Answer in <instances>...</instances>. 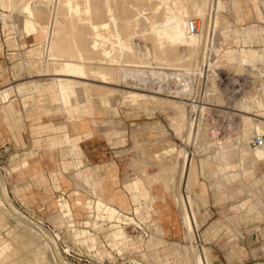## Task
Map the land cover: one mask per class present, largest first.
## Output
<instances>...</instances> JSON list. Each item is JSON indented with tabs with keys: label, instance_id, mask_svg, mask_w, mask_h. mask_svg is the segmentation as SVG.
Listing matches in <instances>:
<instances>
[{
	"label": "bare ground",
	"instance_id": "6f19581e",
	"mask_svg": "<svg viewBox=\"0 0 264 264\" xmlns=\"http://www.w3.org/2000/svg\"><path fill=\"white\" fill-rule=\"evenodd\" d=\"M40 1H42L41 5L45 7L43 8L46 9V14L48 13L46 22H41L39 15L38 18L35 15L34 10L36 7L34 5L35 2L32 0H0L2 7L0 19L3 22V26L12 17V11L17 10L22 15L21 28L23 33L42 36L39 44L41 57H35L34 61L32 58H22V63H20L26 69L28 77L32 75H41L42 77H27L17 87L24 90V87L35 86L37 90L35 100L38 99L45 103L54 100V96L59 93L66 95L69 101H75L77 100L76 94L80 93L81 97H84L85 100L93 104L95 109L99 110L100 107L105 106V103H112L111 96L114 97L116 92L121 91L122 96L125 99H129V101H126L130 105V102L133 101H136V103L138 101H152L151 103L155 105L162 103L178 112L180 111L182 116L179 134L182 135L184 133L182 140L196 148L200 142L207 139L204 144L206 148L216 151L208 158L203 157L201 168H207L203 167L205 166L204 160L217 162L224 169L223 178L229 181V172L232 169L225 168L223 160L231 159L235 155L237 157L238 173L240 175L246 173L252 177L254 186L249 193V195H253L251 201L262 214L264 213V199L262 197L264 184L255 178L257 166L261 161H264V144L256 146L250 144V138L253 134L264 132V117L261 114L253 113V111H256L253 105L246 106L243 104L241 108L228 105L229 109H226L228 116H249L252 121L253 133L249 138L243 135L238 140L228 139L225 145L219 142L220 137L218 134L220 130H213L207 120L210 114L207 116L208 118L205 117V110L209 105L204 103L219 104L221 106L219 103L221 98L215 97L221 91L220 87V91L217 88L216 82L220 66L222 64L229 65L235 67L233 69H241V71L249 73L251 71H247L248 65L255 58H261L264 54V49L259 47L245 48L237 46L236 49L232 48L233 55L231 59L226 57L225 54L222 57H216L215 50L219 43L216 37L219 24L218 17L221 11L220 0H144L146 3L141 2L143 5L140 4L142 0H122L123 4L127 3V6L132 7L127 12L126 9L128 7L125 5L127 8L122 7L123 11L121 7H119L120 9L117 8L119 0ZM256 1L259 2L260 0ZM37 3L36 5H38ZM232 4H235L234 0L223 2V8L230 7ZM260 4L264 7V0ZM39 7L40 4L37 9ZM38 11H40V8ZM41 12L40 14H43ZM256 15L264 18L263 10L259 9L256 11ZM190 18H196L197 20L198 29L196 31L191 32L188 30L187 24ZM65 22L66 24L63 25ZM258 26H261L260 29L262 31H257ZM253 28L257 31L256 33H250V31L243 29L241 36L235 30L234 32L237 34H235L233 42L238 44L239 39L242 38H244V42L261 40L260 33L264 34V25L254 24ZM81 30H83V33L84 30L87 31L89 35L82 36ZM66 31L69 34L66 39H62L66 35ZM78 35L81 38L83 37V41L85 37L87 38L85 40V42L87 41L86 45L81 43L82 39H80L79 46ZM146 40H150V43ZM81 45L85 46L81 47ZM177 50H179L178 52L185 50L187 54L180 55ZM197 53L199 54L197 55ZM94 54L98 57H93ZM168 58L173 60V62L171 60L172 64L169 66L166 64V66H163V63L162 65L154 63L156 60L159 61V59H161L159 62L169 61ZM38 64H42V66L37 70L36 65ZM29 65L30 69L35 66L37 73H30L29 67H27ZM255 75L261 78L264 73H255ZM200 76L207 81L208 87L205 93L207 101L202 103L188 102L186 99L189 98V95L192 96L195 93L191 89V82L192 80H197ZM112 77L117 80L123 78L125 81L130 82V85H124L129 88L125 87L126 89H123L116 86L118 83H110ZM81 81L84 82V85L81 84ZM172 82H174V86H172ZM8 90L9 86L4 82L0 87V99L2 101L8 97ZM262 93L264 92L261 88L259 92L252 93L251 97L248 95L249 97L246 99L249 101L259 99L264 102L259 96ZM30 96L32 95L28 93L25 97ZM130 99L133 101H130ZM93 101L97 102V104ZM125 102L123 103L126 104ZM188 105L190 106L189 108H187ZM211 106L208 109L213 107ZM191 109L196 111L200 109L201 114L193 118L189 115V110ZM226 125L229 126V122ZM197 152L200 153L198 150ZM68 154L66 150L61 152L62 157H66ZM193 156V151H189L184 146L179 145L169 160L163 161L159 165L160 167L157 171L145 174L143 177L148 182L162 181L164 187L169 188V181H173L175 173H178L177 181L175 180L176 189L173 195L181 213L182 223L187 231L185 236L193 237V241L187 245L191 256V264H211L207 247L199 243L196 236V230L200 227L196 216V212L199 210V203L191 190V180L195 173L196 165L193 161ZM167 172L171 173L168 174L172 176L170 180L165 177ZM240 182L243 188L244 185L251 183L245 181L242 176H240ZM2 200L0 197L1 204L3 203ZM97 208L100 214L98 216L102 217L93 222L92 228L70 226L73 229V233L84 242H95L96 234L91 229L96 230L103 224L104 220L117 223L106 231L107 237L111 238L112 241L123 237V230L127 225L142 226L141 222L135 219L134 216L111 206L110 203L105 202L100 196L97 197ZM103 211L105 212L104 215L101 214ZM15 216L17 224L25 226L34 232H39L35 229L34 224L21 214L17 212ZM0 223L4 224L3 217H0ZM53 243L51 239L43 236V241L35 248L40 258L45 255V249L53 250ZM3 246L6 249L9 244ZM42 259L46 258L43 257ZM52 259L56 264H61L54 255ZM139 261L134 260L133 264H144ZM46 263L51 264L50 262Z\"/></svg>",
	"mask_w": 264,
	"mask_h": 264
},
{
	"label": "rangeland",
	"instance_id": "374dc122",
	"mask_svg": "<svg viewBox=\"0 0 264 264\" xmlns=\"http://www.w3.org/2000/svg\"><path fill=\"white\" fill-rule=\"evenodd\" d=\"M32 1L35 2L34 3L36 7V9L34 10L35 15H37V18L39 15V17L41 18L39 20L40 21L42 20L41 22L43 21L46 22L45 20L47 19L48 13L46 14V9H44L45 7L41 5L42 1L40 0L38 1L32 0ZM223 1L226 3V2H231L232 0H220V10L221 11L218 17V23H219L218 32L219 33H217V37H216L219 43L217 44L215 55L216 57L219 58L225 54L226 57L231 59L233 55V49H236L237 46L242 44V42L244 41V38H242V39H239L238 45L234 43L233 42V37L235 36L234 31L236 30V32H238L240 36L242 34L243 29L250 31V33H254V32L256 33L258 30L262 31L260 29L261 26H258L259 28L257 27V31L253 28V26L254 24L264 25V19H260L261 22L258 23V21H256L255 18H253L252 16H249L248 22L239 23V24L235 23L234 22V9L239 15H241V17L248 16L254 12L253 4L257 1L256 0H251V1L250 0H236L235 4H232L230 7H226L222 9ZM141 2L146 3V1L142 0L140 1V4L142 5L143 3ZM36 3L38 5H36ZM123 3L124 2L122 0H119V3L117 2V6H118L117 8L120 9L119 7H121L122 11H123V8L128 5L127 3L126 4H123ZM39 4H40V7H39L40 11H38L39 8L37 9ZM127 7H125L127 8L126 12L132 8L131 6H127ZM41 9L44 15L40 14ZM12 12H13L12 17L7 21L6 25L3 26V22L0 21V37H1L0 38V85L3 84L4 82H10L14 84L21 79H27L26 69L20 64L22 63L21 57L32 58V60L34 61L35 57L40 58L42 55L40 54V51L37 50L36 44H34L35 46L34 53L26 55V49L29 47L30 45L29 43L35 42V41L32 40L30 36L27 37L23 34V29L21 28L22 15L19 13V11L13 10ZM65 24L66 22L63 25ZM82 31L83 30H81L80 32ZM68 34L69 33H67L66 31V35L64 34L65 38L63 37L62 39H66V36ZM81 34H83L82 36L86 34L89 35L88 32L85 30H84V33L82 32ZM9 36H12V37L8 38ZM14 37L18 39L19 43L24 41L26 45L21 46V47L17 46L14 42L15 41ZM78 37L79 38H77V40L79 39L78 40L79 46H80L79 41L81 42L80 39H82L81 43L85 44L87 42V41L85 42V40L87 39L86 37L84 41H83V37L81 38V36L79 35ZM258 41H261V40H258ZM147 42L150 43V40ZM85 45H81V47ZM263 46L258 44L257 41L255 40H248L246 42L247 48H257V47H263ZM1 50H3L2 54H1ZM178 51L179 50H177V52ZM182 51L178 53H180V55L187 54L185 50H182ZM12 52H15V53H12ZM198 54L199 53H197V55ZM93 57H98V56L97 55L95 56L94 54ZM168 59L169 61H165V62H159L161 61V59H159V61L156 60L154 63L158 65L160 64L162 65L163 63V66L165 64L169 66L170 64H172L173 60L171 59L172 60L171 62L170 58ZM217 65L219 66V64ZM40 66H42V64L36 65V69L38 70ZM27 67H29L30 73H37L36 69L34 68L35 66H33V68L31 67V69H30V65ZM220 68L223 74L226 76L225 80H227V84L220 87L221 91L218 85V89L220 93H217V96H215L217 98L218 97L221 98V99L218 98L221 101L219 102L221 106L219 104L217 105L214 104L212 105L213 106L212 107L210 104H208L209 105L208 107L211 106L212 108L208 109L207 107L205 112L208 111L207 114L208 115L210 114L208 116L209 118L207 117L208 118L207 120L209 121L211 128L213 130L214 129L218 131L220 130L218 134L220 137L219 142H221L222 145H225L228 139L238 140L243 135L249 138L253 132L252 121L249 118V116H245V115H238V116L229 115L228 116L227 110L229 109V106L241 108L243 104L246 106L253 105L254 108H256V112H253V113L261 114L264 117V103L262 102L256 103L257 101L256 99H254L253 101L250 100L251 103L250 102L243 103V102L237 101L239 99H242V97H245V98H248L249 96L251 97V95H253L255 92H259V89L263 88L264 76L259 78L257 75L254 76V74L255 73L260 74L262 72L264 73V56L263 58H255L252 61V63L248 65V68L246 67L247 71L248 70L251 71V72L248 71L249 73L243 70L241 71V69H238V70L233 69L235 67L229 66V65L222 64ZM236 76H240L242 80H244L246 83L242 88V92L237 94L235 97H232L231 93L234 91V87L236 86H233V84H231L230 79L232 80ZM39 77H42V76L32 75L28 78H39ZM112 78H111L110 83H118L116 86L122 87L123 89L129 88L124 85H130V82L125 81L123 78H120L119 80H117L115 77H112ZM82 81H81V84L84 85V82ZM172 86H174V82H172ZM17 88L20 91H24V93L27 91H31L29 95H32V96H30L29 99H33L37 97L35 95L37 92V90L35 89V86L24 87V90L19 87ZM262 90L264 92V88ZM24 93L23 95H25ZM259 96L262 98V100H264V93H262V95L260 94ZM11 97L13 98L12 104L15 109L23 107L25 110L28 111L31 109L40 108L39 106H31V104L29 103L27 104V106H24L23 104L24 100L22 99L21 94L18 92H14ZM78 97L80 98L79 101H81L82 100L81 95H78ZM111 97H112V103L110 104L105 103V106L100 107L99 111L102 110L104 112L106 110L107 112H109L113 108L116 109L118 111V114H123L125 117L131 119V121H134L135 123L134 129L137 131V135L141 136L142 144L136 146V151L131 156L132 159H134L137 156H141V159H143L144 164H149L151 166L157 165L158 167H160L159 165L162 164L163 161L166 162L167 160H169L172 154L175 153L176 147L179 145L184 146L189 151H193L194 157L198 160V162L203 157L208 158L213 153H216L214 149L212 150L207 149L206 146L204 145L207 142V139L200 142V144L196 146V148L192 144L190 143L186 144L185 141L182 140L183 139L182 136H184V133L182 135L179 134L180 127H181V116H182V113L180 111L178 112L169 106L163 105L162 103L160 105H155L154 103H151L152 101L150 102L142 101L144 103L138 101L136 103V101L134 102L133 100L130 99V101L134 102V104L133 102H130L131 103L130 105L129 102H127L129 101V99L128 98L125 99L122 96L121 91L116 92L114 97L113 96ZM93 100L96 101L95 99ZM123 102H125L126 104H124ZM94 103L97 104V102H94ZM3 104L4 103L0 101V124H3L2 127H0V130L5 131V134L0 135V197L3 199L2 200L3 203L2 204L0 203V217H3V220H4V224L0 223V246L5 245L6 243L4 242L8 241L12 245V249H10V253L7 252V254H5L3 257L0 258V264H29V263L47 264L46 262H50L51 264H56V262L52 259L53 258L52 252L49 249H45L44 250L45 255H43V257L46 258L48 261L46 259H42L43 257L42 258L39 257V254L36 252L35 248L38 244L42 242V240L36 235V232L30 230L29 228L25 226H21L17 224L15 221L16 213H15L14 207H17V205L13 201V197L11 196V193L14 192L15 194H18L19 186L23 185V183H18V184L15 183L14 177H16L17 175L23 174L22 171H24L25 167L28 166L29 164V161L27 159H30V160L33 159L30 157V155L35 154V153L24 151V150H27L28 148V143H27L28 136L26 135L21 136L20 134H14L15 131H18V128H16L17 120L14 116V113L13 112L11 113L10 110H5L3 112L1 108ZM64 104H65V107L71 106V105H68V102H65ZM187 108H189V106H187ZM224 109L225 110L227 109L226 112ZM64 116L66 117V114H64ZM155 121H160L161 126H159V124H157ZM227 122H229V126L226 125ZM41 137L43 138L44 136H41ZM31 138H34V136H31ZM38 146L44 149V152H46L44 153L45 155H49L48 160H50L54 164L55 167L58 166L59 160L61 161L65 159L72 160L71 156L69 155L66 158H62L60 150H57L56 148L54 149L49 148L44 139L41 141L40 144H38ZM164 146H166V148L168 149V152L166 153L164 158L161 157L159 159L160 161L159 162L154 157L153 153L161 152ZM152 149H157V150H153L152 152L147 153V151H151ZM137 150H141V151H137ZM197 150L200 151L201 154L197 152ZM228 150L231 151L230 148H228ZM21 151H23L22 154H21ZM143 152L146 153V155L148 156L150 154L151 156L150 160L152 164H150V162L149 163L146 162L147 159L145 158ZM19 162H22L21 165L24 168L16 170V166ZM223 162H224L223 166L225 168L232 169L231 165H237V157L234 155L231 157V159H224ZM4 169L8 170L7 177L4 175V171H3ZM263 170H264V164H261L260 168L257 170V175L261 176V171ZM237 172H238V166H237ZM169 173L170 172H167V174H165V177L168 180H170V178L172 177L171 175H168ZM197 173H198V169L195 165L194 176ZM137 175L138 174L133 172V174L127 176L126 180H130L132 177L137 176ZM200 175L204 176V177H200L199 179L203 181V183L206 184V191H207V196H206L207 206H205L204 204L202 205L199 204L201 213L206 214L207 216L206 221L213 214V212H215V214L212 215V217L210 218L211 220H216L220 218H226V220H228V223H225L227 224V226L225 224H222V226H224L223 230H220L221 229L220 228L219 230L217 229L216 231H213V233H211L212 234L211 237L214 239L213 242L216 245L212 247L210 246V254L219 255V251L222 250L228 261H231L233 259L228 256L226 249L229 246H233V244L235 243H240L239 241L241 240V238L237 235V232L235 230V224L237 222H240L244 227V232H243L244 239L242 241L243 243H240V244L242 245L243 251L246 254L245 255L246 258L249 259L245 262V264H248V263L251 264L255 262L257 260L256 258L259 255L264 257V228H263L264 227V216L263 217L260 216L259 218H254L253 216L255 215V212H247L246 214L244 213L242 208H240V212H239L240 214L238 215L237 213H235V210L232 208V206H234L235 203H237L239 199L242 205H245L248 208H252V209L254 208L253 203H251L253 195L252 194L249 195L250 191L252 190L251 188L254 186L252 184V181H250L251 182L250 184L244 185V188H243L242 184H240L241 183L240 177L235 179L231 176L232 175L231 174L229 181L228 180L226 181V179L224 178L225 183H219V182L213 183L212 186L215 189L221 190V194L227 196L226 201L223 202L222 204H219L215 202L214 195H213V188L211 187V182L206 180V179H210V177L207 175H203V174H200ZM177 177H178V173L176 172L174 175L173 181L172 180L169 181L170 186L167 190V194L169 195V198L166 200L167 202L171 201L170 196L175 192ZM73 178H76V176L73 175ZM124 178L125 177H121L122 181L120 183H117V186H116L117 189L123 192L125 190L124 187H122ZM213 179L220 180V177L214 176ZM76 182H77L76 184L77 186L75 190L78 191L79 190L78 187L81 184L78 180ZM195 188L198 189L199 188L198 185H196ZM223 189H225V191ZM141 190L142 189L140 188V191ZM154 190H155V185H152V187H150V192L151 191L153 192ZM98 191H99V186H98V189H96L95 193L97 194ZM128 192H129L128 195L131 197V192L129 190ZM78 194L79 195L75 197L69 198L70 201L72 198H76V197H78L82 201H84L85 198H91L90 190L87 188H85L84 193L78 191ZM140 194L141 195L139 196V200L137 204L141 202L142 207H139L138 209L139 213H138L137 218L141 220L142 225L148 228L147 236H143V231L138 226H135L134 224H130L124 228L123 237L122 239H120V242H118L117 244H113V241L111 240V238L107 237L106 231L112 228L114 226L113 223L115 222L107 223V224L100 225L97 228L98 230L96 229L94 231V233L96 234V240L95 242H89L91 246H95L93 251H89V248L84 245L85 252L88 253L89 256L93 258V263H87L85 261L73 262L71 260L66 259L59 252L55 243H53V246H54L53 248H55V250L53 249L54 256L61 262V264H133L134 260H137V261L140 260L139 262L140 263L142 262L144 264H187L186 260L188 258V251H187L186 246L189 243V240L185 236V229L181 223L180 214L177 215L176 220L170 221L168 225H166V227L161 221H160L161 225L159 226L158 225L159 221L157 222V219L161 218L162 213H161V208L157 202V198L154 196L152 203L155 208H159V211L153 212L152 210L148 209V206H149L148 204L150 203L149 197H148L149 191L147 190ZM52 195H53L52 193L49 194L48 199L43 200V202L50 207V211L46 215L51 220H53V217H54V220L58 222L56 223V225H60L63 222L60 220V218H58V216L54 215L55 212H57V208L56 206L50 204V202L52 201L54 202V196L52 197ZM142 195L147 196V197L145 198ZM262 197H264V192L262 193ZM105 200H108V199L105 198ZM128 200H129L128 205H129V208L131 209L134 206V204L132 203L133 202L132 197L129 198ZM110 201L115 203L113 200H110ZM118 206L122 210L129 212L128 209L122 208L119 204ZM54 209L56 210L55 212L52 211ZM79 212H81V214H79L80 219H85V218L90 217V212H87L85 208H80ZM41 215L43 217L46 216L43 214ZM247 215L249 216L248 218H246ZM65 216L67 218H74L73 214L71 213H67V215ZM101 217L102 216L95 215V220L96 218L100 219ZM64 224L67 225L68 223H64ZM82 227L87 228V226H82ZM171 228H175L177 229V231H172ZM203 228L204 226H200L199 228V233L201 235L200 243L209 247V243L205 242L208 238H206V235H204ZM66 234L69 237H73L72 233L69 230H67ZM168 234L170 235L174 234L173 238H171V236L168 237ZM48 236L51 239L50 234H48ZM147 238H148L149 246L145 247ZM80 240L84 243L82 239ZM51 241L53 242L52 239ZM173 243L174 245H171ZM155 244H158V246L151 247V246H154ZM160 244H163V245L160 246ZM50 255L52 258L50 257ZM51 260L54 261L55 263L52 262ZM212 264H215V263H212Z\"/></svg>",
	"mask_w": 264,
	"mask_h": 264
},
{
	"label": "crops",
	"instance_id": "0c3cea01",
	"mask_svg": "<svg viewBox=\"0 0 264 264\" xmlns=\"http://www.w3.org/2000/svg\"><path fill=\"white\" fill-rule=\"evenodd\" d=\"M261 1L262 0H260L259 2L253 5L254 12L248 16L241 17V15H239L236 12V10L232 8L234 9V22L238 24L245 23L248 22L249 16H252L253 18H255L256 21H258V23H260L261 22L260 19H264V18L258 17L256 15V11L262 9L264 12V7L261 6L260 4ZM222 9H223V3H222ZM24 35L27 37L30 36L31 39L35 41L29 43L30 45L26 49V55L34 53L35 51L34 44H36L37 50L40 51L39 43L42 39V36L39 35L34 36V35H26V34ZM260 36H261L260 38L261 41H257V43L263 46L264 34L260 33ZM10 37L12 36H9L8 38ZM14 42L19 47L26 45L24 41L19 43L18 39L16 38ZM238 46H243L247 48L246 42L244 41L242 42V44ZM259 48L264 49V46ZM2 51L3 50H1V54L3 53ZM263 56L261 58H263ZM22 58L24 57H21V59ZM27 77L28 76L26 75V78ZM24 80L25 79H21L14 84L10 82H6L7 86H9L8 97L4 101L0 99V101L4 103L1 106L3 112L5 110H10L11 113L12 112L14 113V116L17 120L16 128H18V131L15 132L13 131L14 134H20L21 136L22 135L28 136V142H27L28 148L27 150L24 151L35 153L30 155V157L33 159L31 160L27 159L29 161V164L28 166L25 167V170L22 171L24 175L22 174L14 177L15 183L17 184L23 183V185L19 186L18 194L12 192L13 196L18 201L29 204L36 208H42L40 213L46 215L49 213L50 207L46 205L43 202V200L48 199V195L52 193L53 194L52 197L54 196V202L52 201L50 202V204L56 206L57 208V212H55L56 211L55 209L52 210L55 212L54 214L55 216H58V218H60V220L63 223H68L67 224L68 227L87 226V228H92V224L95 221V215H99V210L97 208L98 196H100L108 204L110 203L111 206L118 208L123 212L126 211L122 210L118 206V204L122 208L128 209L129 212L127 213L131 214L132 216H134L135 219L141 222V220L137 218V216L139 213L138 209L139 207H142V205L141 202L138 203L139 205L137 204V202L139 200V196L141 195L140 193H143L144 191L148 190L149 191L148 197L150 201L149 203L150 206H148V209L152 210L153 212L159 211V208H155L154 206H152L154 196L157 198V202L161 208V213H162L161 218L157 219V222L159 221L158 222L159 226L161 225V222H163L164 226L166 227V225H168L170 221H174L177 219L178 214H180L181 217L180 210L178 208L177 203H175L176 201L173 195L175 192L170 196L171 201L167 202L166 200L169 198V195L167 194L168 188H166V186L164 187V183L162 181L148 182L143 177V175L145 174H149L157 171L159 167L157 165L151 166L149 164H144V161L143 159H141V156H137L134 159H132L131 157L136 151V146L142 144L141 136H138L137 131L134 129V125H135L134 121H131V119L125 117L123 114H118V111L114 108L109 112H107L106 110L104 112L99 111L95 109L93 104L90 103L88 100H84L85 99L84 97H82L81 98L82 100L79 101L80 98L78 97V95H81L80 93L76 94L77 100L75 101H69L67 96L62 95L61 93L56 94L54 96V100L47 103L41 100H34L35 98L29 99V97H25V96L28 95V93L30 94L31 91H27L24 93V91H20L17 88V85ZM2 85L3 84H1V86ZM14 92H18L21 94L22 99L24 100L23 103L24 106H27V104L29 103L31 104V106H39L40 108L31 109L28 111L25 110L23 107L15 109L12 104L13 98L11 97ZM23 93L25 95H23ZM237 101H241L243 103H249V102L251 103V101L247 100L245 97H242V99H239ZM65 102H68V105L71 106L65 107L64 104ZM260 102L264 103L259 99L256 101V103H260ZM64 114H66V117L64 116ZM155 122L159 124V126H161L160 121H155ZM2 125L3 124H0V127H2ZM2 134H5L4 130H0V135ZM31 136H34V138H31ZM41 136L44 137L42 138ZM43 139L46 141L48 147L51 149L56 148L57 150H60V152L64 150L68 151L69 153L68 155L71 156L72 160L71 159H65L62 161L59 160L58 166L55 167L54 164L50 160H48L49 155H45L44 153L46 152H44V149L38 146V144H40ZM153 150H157V149H152L151 151H147V153L152 152ZM137 151H141V150H137ZM167 152L168 149L166 148V146H164L161 152H155L153 153V155L159 161L161 157L162 158L165 157ZM22 153L23 151H21V154ZM143 154L147 159L146 162L147 163L150 162V164H152L150 160L151 158L150 154L149 156L146 155V153L144 152ZM66 157H62V158H66ZM202 160L203 158L200 159L198 162V160L193 156V161L196 164L198 173L195 176L193 174L191 180L192 181L191 190L193 194L197 197L198 203L207 206L206 184L199 179L200 177H204L200 174L207 175L210 177V179H206V180L211 182V187L213 188V195L215 202L222 204L223 202L226 201L227 196L222 195L221 190L215 189L212 186V184L215 182L225 183V180L223 178L224 169L221 164L217 162L215 163L211 162L210 160H204L205 166L203 167H207V168L202 169L201 168ZM21 164L22 162H19L17 164L16 170L24 168ZM261 164H264V161H261L257 166L255 172V176H256L255 178L264 184V170L261 171V176L257 175V170L260 168ZM231 168L232 170L229 172V177L232 174L231 176L235 179L242 176L245 181L248 182L252 181V177L249 176L248 174L244 173L243 175H240L237 172V165H231ZM133 172H135L138 175L132 178L130 177L131 178L130 180H126L127 176L133 174ZM73 175H75L76 178H73ZM7 176L8 175H6V177ZM214 176H219L220 180L213 179ZM121 177H125L122 184V187H124L125 189L124 192L117 189L116 187L117 183H120L122 181ZM77 180L81 184L79 187H82L84 189V190H79V192L84 193L85 188L87 189L89 188L90 193H94L95 197L84 199V201L76 197V198H72L70 201L69 198L74 197L75 195ZM152 185H155V190L153 192L152 191L150 192V187H152ZM196 185H198L199 187L198 189L195 188ZM98 186H99V191L97 194H95V191L96 189H98ZM140 188L142 189L141 191ZM61 190L68 193L69 198L59 197L56 200L55 199L56 194ZM128 190L131 192V197L133 200L132 203L134 204V206L131 209L129 208L128 205L129 203L128 199L131 198L128 195L129 194ZM223 190L225 191V189ZM262 192H264V188ZM104 197L107 198L108 200H105ZM144 197L146 198L147 196ZM110 200H113L117 205L112 201L109 202ZM253 207L254 208L252 209V208H248L245 205H242L240 199L238 200L237 203H235L234 206H232V208L235 210V213H237L238 215L240 214L239 213L240 208H242V210L246 214L247 212H255V215L253 216L254 218H259L260 216L262 217L264 216V213L262 214V212H260L254 205ZM80 208H85L87 212H90V217L85 219H80L79 217V214H81V212H79ZM67 213L73 214L74 218H67L65 216L67 215ZM101 214L104 215L105 212L103 211ZM213 214H215V212H213ZM212 215L206 221L207 216L205 213H201L200 205H199V210L196 212V216L199 222V227L204 226L203 233L204 235H206V238H208L205 242L209 243V247L206 245L205 246L208 249V255L210 257L211 264L212 263L245 264V262L249 259L246 258L245 256L246 254L244 253L242 245L240 244L243 243L242 241L244 239V234H243L244 227L240 222H237L235 224V230L237 232V235L241 238V240L239 241L240 243H235L233 244V246H229L226 249L228 256L233 259L231 261H228L222 250L219 251V255L210 254V246L212 247L216 245L213 242L214 239L211 237L212 235L211 233H213V231H216L217 229L219 230L220 228H221L220 230H223L224 226H222V224L228 223V220H226V218L211 220L210 218L212 217ZM44 217L54 225L58 223L54 220V217L53 220L49 219L47 215ZM248 217L249 216L247 215L246 218ZM112 222L109 220H104L103 224L112 223ZM116 224H117L116 222L113 223V225ZM225 225L227 226V224ZM171 229L172 231H177V229L175 228H171ZM185 233H187V231ZM173 235L174 234L172 235L168 234V237L171 236V238H173ZM143 236L145 235L143 234ZM187 237L188 236H186V238ZM120 239H122V237L114 239L113 244H117L118 242H120ZM187 239L189 240V242L193 241V237L191 238L188 237ZM197 240L198 242H200L201 237ZM4 243H6L7 245L9 244V248L5 249L3 248L4 247L3 245L0 246V258L3 257L5 254H7V252L10 253V249H12V245L8 241H5ZM161 245L163 244H160V246ZM171 245H174V243ZM146 246H149L148 238L145 243V247ZM155 246H158V244H155L154 246L151 247H155ZM256 259L257 260L251 264H264L263 256L259 255ZM190 260H191V256L188 252V258L186 260V263L191 264Z\"/></svg>",
	"mask_w": 264,
	"mask_h": 264
},
{
	"label": "built area",
	"instance_id": "2783aa9c",
	"mask_svg": "<svg viewBox=\"0 0 264 264\" xmlns=\"http://www.w3.org/2000/svg\"><path fill=\"white\" fill-rule=\"evenodd\" d=\"M2 7L0 4V13H1ZM1 21V19H0ZM188 30L189 31H196L198 29V24L196 18H190L188 20L187 24ZM219 74L216 78L217 82V88L218 85L219 87H222L227 84V80H225V75L223 74L221 68L218 69ZM237 75V74H235ZM251 77V76H250ZM231 84H233L234 91L231 93L232 97H235L237 94L242 92V88L245 85V81L242 80L240 76H236L232 80L230 79ZM207 81L205 78L203 79L202 76L198 78L197 80H192L191 82V89L192 91L194 90L195 93L192 94V96L189 95V98L186 100L188 102H200L202 103L203 101H207V97L205 95L206 90H207ZM206 97V98H205ZM204 104H209V103H204ZM214 105V104H210ZM189 106V105H188ZM190 107V106H189ZM199 110H194L191 109L189 110V115L192 116L193 118L195 116H199L200 113ZM208 114L205 112V117H207ZM250 144L252 146L264 144V132L261 134H253L252 137L250 138ZM191 153V152H190ZM4 175L6 176L8 174V170H3ZM79 190H84L82 187H78ZM78 190V191H79ZM78 191L75 192V196L79 195ZM11 196L13 197V201L17 205V207H14L15 212L21 214L24 218L28 219L30 222L34 224V227L36 230L39 232H36V235L43 241V236L49 238L48 234H50L51 239L53 242L56 244L59 252L64 256L66 259L71 260L73 262H80V261H85L87 263H93V258L89 256L88 253L85 252L84 245L89 248V251H93L95 246H91L89 242H82L80 237H77L73 233V229L68 227L66 224L61 223L60 225H54L53 223L49 222L46 218H44L41 215V210L42 208H36L34 206H31L29 204L23 203L18 201L13 194L11 193ZM90 196L94 198V193H90ZM59 197H67L69 198L68 193L65 191H59L56 194L55 199L57 200ZM87 199V198H85ZM140 229H142L143 233L145 236H147V230L148 228L144 225L138 226ZM69 230L72 233L73 237L67 236L66 232ZM92 231H95L94 229H91ZM48 232V234H47ZM196 236L197 239L200 238V233L199 229L196 230ZM50 239V238H49ZM200 243V242H199ZM54 249V248H53ZM52 252V256L54 255V251L52 249H49Z\"/></svg>",
	"mask_w": 264,
	"mask_h": 264
}]
</instances>
